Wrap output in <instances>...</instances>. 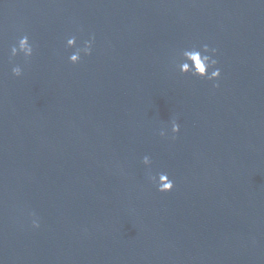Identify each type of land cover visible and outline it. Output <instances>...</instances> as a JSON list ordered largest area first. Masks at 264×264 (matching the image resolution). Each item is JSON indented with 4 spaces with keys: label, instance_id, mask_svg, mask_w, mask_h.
Instances as JSON below:
<instances>
[{
    "label": "water",
    "instance_id": "water-1",
    "mask_svg": "<svg viewBox=\"0 0 264 264\" xmlns=\"http://www.w3.org/2000/svg\"><path fill=\"white\" fill-rule=\"evenodd\" d=\"M0 264H264V0H0Z\"/></svg>",
    "mask_w": 264,
    "mask_h": 264
},
{
    "label": "clouds",
    "instance_id": "clouds-1",
    "mask_svg": "<svg viewBox=\"0 0 264 264\" xmlns=\"http://www.w3.org/2000/svg\"><path fill=\"white\" fill-rule=\"evenodd\" d=\"M95 36L90 35L88 39L82 41L80 45H77L76 36H69L65 41L66 48H72L73 51L68 55L67 59L70 63L76 64L81 60V54L88 56L92 53ZM34 45L30 42L28 35H21L16 42L11 46L10 55L16 57L21 55L25 61H27L33 55ZM217 49L210 47L207 43L196 47L195 45L184 48L177 53L180 58L176 63V67L180 73H188L193 77L203 78L213 82V87H218L217 81L221 76V69L217 66L218 60L216 57ZM11 73L15 77L22 75V67L20 64H14L11 67ZM179 124L173 119L170 122V132L175 134L179 131ZM161 136H164L165 130L161 129ZM174 138V135H173ZM141 162L145 166L151 164L150 157L144 155L141 158ZM148 179L155 184L156 190L160 192H168L173 188V180L169 178L168 173L158 172L155 175L149 174ZM32 227L38 228V219L33 218L31 221Z\"/></svg>",
    "mask_w": 264,
    "mask_h": 264
}]
</instances>
